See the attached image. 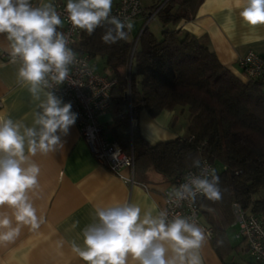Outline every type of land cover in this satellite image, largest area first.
Instances as JSON below:
<instances>
[{"label":"clouds","instance_id":"9594fccd","mask_svg":"<svg viewBox=\"0 0 264 264\" xmlns=\"http://www.w3.org/2000/svg\"><path fill=\"white\" fill-rule=\"evenodd\" d=\"M112 6L113 0H66L64 12L74 29L88 35L104 27L101 40L112 45L127 41L133 28L130 17L111 15ZM239 16L249 26L264 25V0H241ZM62 27L61 13L50 0L38 6L32 0H0V36L9 44L10 62L19 61L17 83L39 101L33 126L0 116V245L14 243L24 228L37 232L46 223L34 206L41 168L33 158L62 149L61 137L78 118L70 102L49 90L63 84L77 63L67 35L58 30ZM193 163L199 171L184 176L170 196L177 204L195 203L198 194L220 201L216 169L202 166L200 159ZM167 217V211L142 214L141 207L129 201L97 205L93 222L82 229V244L72 241L71 250L84 264H204L205 230L192 216ZM253 247L260 251L255 243Z\"/></svg>","mask_w":264,"mask_h":264},{"label":"trees","instance_id":"16d2710c","mask_svg":"<svg viewBox=\"0 0 264 264\" xmlns=\"http://www.w3.org/2000/svg\"><path fill=\"white\" fill-rule=\"evenodd\" d=\"M197 2L163 0L147 11L142 8L138 17L143 22L155 11L151 19L158 21L160 36L149 29L150 19L133 51L143 22L137 32L128 33L127 41L112 45L101 40L104 27L92 35L80 30L74 50L89 59L100 56L103 69L115 77L108 135L124 152L132 149L135 166L151 167L173 182L194 167V160L205 158L216 169L222 189L220 201L197 198L206 221L217 226L233 220V202L264 217V80L238 78L205 43L171 27L190 17ZM178 108L187 110L184 136L151 145L137 125L129 130V109L138 121L142 110L151 117L173 111L175 120Z\"/></svg>","mask_w":264,"mask_h":264},{"label":"crops","instance_id":"0c3cea01","mask_svg":"<svg viewBox=\"0 0 264 264\" xmlns=\"http://www.w3.org/2000/svg\"><path fill=\"white\" fill-rule=\"evenodd\" d=\"M32 1L36 5L48 2ZM53 1L66 4V0H50ZM161 1L140 0V4L147 11ZM116 2L113 0V6ZM240 3L241 0H198L191 16L171 27L194 35L214 52L223 66L245 80L239 59L248 50L264 57V25L245 24L239 16ZM142 18L133 20L132 33L137 32ZM148 27L155 35L157 30L160 31L156 18L149 21ZM8 47L7 40L0 36V116L33 126L39 101L31 97L26 87L17 83L19 61L10 62ZM172 116L173 111L167 110L155 117L145 110L140 111L139 134L151 145L184 136L186 130H177V117L174 120ZM113 120L111 108L99 117L109 141H114L108 135ZM61 139L62 149L33 158L41 168L40 189L34 198V206L38 215L46 218V223L37 232L24 228L14 243L0 245V264H84L72 252L71 242L82 244V229L93 222L95 206L129 201L140 206L142 214L143 211H152L156 215L163 203V191L169 181L153 168L134 165L133 181L128 183L124 176H129L130 169L123 168L118 174L100 165L76 123ZM76 221L79 224L73 228ZM198 225L212 230L211 237L201 249L204 264H259L250 256L247 243L239 235L238 225L233 220L213 226L200 213ZM60 241H63L62 246ZM217 241L222 243L218 246Z\"/></svg>","mask_w":264,"mask_h":264},{"label":"built area","instance_id":"2783aa9c","mask_svg":"<svg viewBox=\"0 0 264 264\" xmlns=\"http://www.w3.org/2000/svg\"><path fill=\"white\" fill-rule=\"evenodd\" d=\"M53 4L57 7V11L61 13L63 20V27L59 31L67 35L69 46L74 50L80 29H74L68 22L67 14L64 12L66 4L59 1H53ZM33 5L38 6L34 2ZM141 11L140 0H117L115 6L112 7L111 15L118 16L121 19L130 17L133 21L141 14ZM154 12L145 16L143 25L132 44V51L135 48L139 33L154 16ZM239 64L246 77L264 80V57L252 50H248L239 59ZM115 81L114 76L97 72L91 64L89 56L77 54V63L70 67L68 79L63 84H53L49 90L53 91L57 97L62 98L64 102L72 104V111L78 114L76 124L80 135L84 138L96 161L118 174L123 168L130 169L129 176H124V179L128 183H132L134 168L132 149L126 153L117 142L109 141L99 121V117L111 107L110 91ZM127 113L131 132L137 125V121L132 117L130 109ZM200 161L202 166L207 163L212 167V164L207 159L202 158ZM190 171L198 172L199 170L194 167L189 168L182 176L177 177L173 182H169L163 191V203L158 207L157 214L159 211H167V219L170 220L176 213H180L184 216L194 217L196 222L199 223L200 210L197 201L195 203L180 201L177 204L175 198L170 196L172 190L184 182L183 177ZM198 197H200L199 194ZM232 212L233 223L238 225V233L245 239L250 256L255 262L264 264V217L248 213L238 202L232 203ZM203 229L207 237L210 238L212 235L211 228L204 227ZM254 243L260 247V251L253 247Z\"/></svg>","mask_w":264,"mask_h":264},{"label":"rangeland","instance_id":"374dc122","mask_svg":"<svg viewBox=\"0 0 264 264\" xmlns=\"http://www.w3.org/2000/svg\"><path fill=\"white\" fill-rule=\"evenodd\" d=\"M153 23V22H152ZM153 25V24H151ZM132 32V29H131ZM156 35L159 37L160 36V31L157 30L156 31ZM91 62H93V66L94 69L96 71H101L104 74H109V72L107 70L103 69V59L96 55L91 59ZM177 118H176V122H175V128L177 130H186V125H187V110L186 108L182 109V108H178L177 109Z\"/></svg>","mask_w":264,"mask_h":264}]
</instances>
